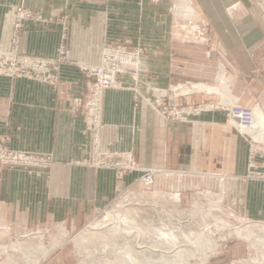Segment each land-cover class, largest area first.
I'll return each instance as SVG.
<instances>
[{"label": "crops", "instance_id": "crops-1", "mask_svg": "<svg viewBox=\"0 0 264 264\" xmlns=\"http://www.w3.org/2000/svg\"><path fill=\"white\" fill-rule=\"evenodd\" d=\"M177 4L168 0H0V52L16 49L44 59H56L65 52L56 86L0 76V141L7 139L13 150L53 157L47 169L0 164V221L13 232L56 237L63 227L74 237L145 170L157 172L153 189L180 196L209 190L251 228L257 225L264 231V165L249 166V144L227 123L226 113L213 110L173 121L165 118L155 102V90L162 89L170 92L165 95L169 104L197 106L218 101L220 96L233 104L239 100L255 106L240 77L257 74L252 90L264 103V70L256 63L264 56V2L179 0ZM19 9L34 16L22 21L16 35ZM187 21L194 27L195 38L210 46L205 56L197 53V47H187ZM113 42L146 51L136 77H120V87L106 92L103 99L100 149L132 152L140 166L123 179L117 178L114 169L80 163L90 157L92 134L75 103L87 91L82 67L99 64L104 45ZM211 64H216V70L208 72L204 65ZM191 82L217 91L183 92ZM73 237L51 243L49 250L54 254L40 264H77ZM227 251V264H242L251 261L254 249L238 242ZM257 261L250 264H264V259Z\"/></svg>", "mask_w": 264, "mask_h": 264}, {"label": "rangeland", "instance_id": "rangeland-1", "mask_svg": "<svg viewBox=\"0 0 264 264\" xmlns=\"http://www.w3.org/2000/svg\"><path fill=\"white\" fill-rule=\"evenodd\" d=\"M168 1L172 5H178L179 2ZM180 15H183V11ZM190 24L186 22L187 47H197V53L205 56L210 46L204 40L195 38L194 27H189ZM256 63L258 68L264 70V56L257 59ZM204 66L208 72L215 71L217 67L216 64ZM241 77L240 85L248 86L256 103L263 107L258 93L252 90V82L258 78L257 74ZM213 78L220 85V80L216 76ZM193 84L191 82L187 86L193 89ZM176 89V93H179ZM156 93L158 96L170 94L162 89H157ZM171 93L175 92L171 90ZM234 93L236 96V91ZM217 100L200 103L195 107L200 106L204 112L222 110L223 107H253L239 100L233 104L220 96ZM128 195L130 199L124 201L123 198ZM124 217H127L126 222L123 221ZM246 222L227 209L222 198L209 190L191 191L179 197L177 193L155 190L153 186L146 188L137 181L124 189L111 204L100 209L93 219L82 225L74 237L66 234L67 230L63 227H60L56 237L48 233L40 238L24 236L16 234L17 230L13 232V228L0 221V264H40L54 254L49 250L51 243H62L72 237L78 249L77 264H227L228 247L238 242L249 243L254 249L251 261L248 259V262L241 263H257V260L264 259V231L259 230L257 225L251 228ZM245 227L251 229L253 235L237 233L239 229L244 231ZM42 230L47 229L44 227ZM134 245H137V249H134ZM35 246L38 249L42 247V250H36ZM131 248L136 252L130 251Z\"/></svg>", "mask_w": 264, "mask_h": 264}, {"label": "built area", "instance_id": "built-area-1", "mask_svg": "<svg viewBox=\"0 0 264 264\" xmlns=\"http://www.w3.org/2000/svg\"><path fill=\"white\" fill-rule=\"evenodd\" d=\"M33 16L34 14L31 11L25 9L17 11L16 35L21 30L22 21L33 18ZM16 41L17 37L15 43ZM145 54L146 51L142 47H130L119 42L106 43L100 63L94 66L82 67V71L88 79L87 91L83 99H77L75 103L80 107V113L88 122L89 131L92 134V149L90 157L80 163L97 168L114 169L118 179H123L127 174L139 170L140 166L132 152H104L100 149V134L103 126V99L106 92L120 87V77L129 75L136 77L135 70L139 67ZM64 55L65 52L62 51L61 56L56 59H44L21 54L16 49L0 52V76L39 80L56 86L59 83L58 73L65 59L62 57ZM167 99L165 95L161 94L155 102L161 107L165 118L169 120L184 121L191 115H198L205 111L200 106L190 107L169 104ZM222 111L226 113L227 123L235 126L241 137L249 144V166L252 169H255L258 165L263 166L264 161L261 163L258 158L264 160V126L255 130L254 108L223 107ZM7 142V139L0 141V164L6 167L13 169H47L53 163V157L49 154L13 150L7 146ZM252 173L253 176L262 177L258 172ZM156 176V171L145 170L138 182L146 188H151L155 185ZM178 196L180 197V195ZM130 197L128 195L123 199L127 201ZM134 246V249H137V245ZM134 249L131 248L130 251H135Z\"/></svg>", "mask_w": 264, "mask_h": 264}, {"label": "bare ground", "instance_id": "bare-ground-1", "mask_svg": "<svg viewBox=\"0 0 264 264\" xmlns=\"http://www.w3.org/2000/svg\"><path fill=\"white\" fill-rule=\"evenodd\" d=\"M184 4V3H183ZM187 4V3H186ZM185 5V4H184ZM186 7V6H185ZM187 8H188V5H187ZM189 9V8H188ZM185 10V9H184ZM193 11V10H192ZM187 12V11H186ZM190 12V11H189ZM194 12V11H193ZM189 17V16H188ZM196 89L197 91H205V92H209V93H214L216 92L217 90L211 88V87H207V86H202V85H195L193 86V89ZM191 89L190 88H183V92H190ZM262 106L261 107L259 104H256L255 106H253L254 110H255V130L256 129H259L260 127H263L264 126V103H262ZM245 132V131H244ZM122 217V216H120ZM121 220V219H120ZM123 221L126 222L127 221V217H124L123 218ZM129 225V224H128ZM247 227H245L244 231H241L240 229L237 230V233L241 235V233H245L246 235L248 236H251L253 235L252 234V231L251 229H246ZM119 229V228H118ZM120 231V230H118ZM243 235V234H242ZM148 249H151V248H148Z\"/></svg>", "mask_w": 264, "mask_h": 264}]
</instances>
